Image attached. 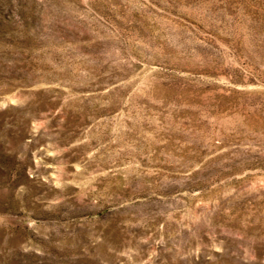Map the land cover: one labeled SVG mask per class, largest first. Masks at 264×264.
<instances>
[{
    "label": "rangeland",
    "instance_id": "1",
    "mask_svg": "<svg viewBox=\"0 0 264 264\" xmlns=\"http://www.w3.org/2000/svg\"><path fill=\"white\" fill-rule=\"evenodd\" d=\"M0 264H264V0H0Z\"/></svg>",
    "mask_w": 264,
    "mask_h": 264
}]
</instances>
